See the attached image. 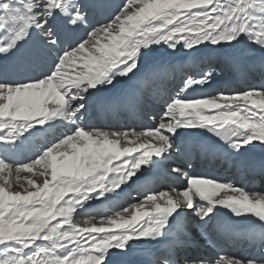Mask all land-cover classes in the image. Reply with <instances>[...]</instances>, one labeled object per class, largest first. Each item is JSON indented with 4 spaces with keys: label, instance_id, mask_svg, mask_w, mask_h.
I'll list each match as a JSON object with an SVG mask.
<instances>
[{
    "label": "snow or ice",
    "instance_id": "obj_1",
    "mask_svg": "<svg viewBox=\"0 0 264 264\" xmlns=\"http://www.w3.org/2000/svg\"><path fill=\"white\" fill-rule=\"evenodd\" d=\"M165 48L202 64L249 49L264 64V0H0V264H109L134 243L157 246L148 264H264V191L181 167L167 170L180 188L142 179L171 160L182 135L209 134L223 155L264 145V85L188 96L212 81L209 68L186 74L159 111L144 110L150 126L89 123L97 95L142 65L145 80L179 71L150 62ZM133 184L134 202H116ZM93 201L115 210L96 212ZM222 210L249 226L221 236L258 254H201L193 229ZM81 213L91 218L77 222Z\"/></svg>",
    "mask_w": 264,
    "mask_h": 264
},
{
    "label": "bare ground",
    "instance_id": "obj_2",
    "mask_svg": "<svg viewBox=\"0 0 264 264\" xmlns=\"http://www.w3.org/2000/svg\"><path fill=\"white\" fill-rule=\"evenodd\" d=\"M95 2L114 3L117 2V0H95ZM104 14H106V10L97 11L95 15L90 14V20H99ZM83 31L84 29L82 28L80 32H76L75 34H82ZM228 51L230 50H218V57L217 55H213V58L210 61L202 64L199 61L193 62L191 56L186 54L183 49L173 52L171 49L165 48L161 53L154 54L153 57L150 58V62L155 61L166 65L171 64L179 66V71L172 72L163 79L145 80L142 76L145 67L142 65L141 72L137 73V75L131 80L118 79L114 86L97 95L95 102L89 108V123L96 126H130L137 129L141 126H150L152 124L150 119L141 116L143 120L140 121L137 117L129 115L127 110L123 107L122 98L125 95L126 90L129 88H136L141 91V98L145 102L146 107H144V105L141 106L139 110L140 115L144 110H147L150 113L159 111L164 100L167 99L169 95H172L179 90L186 74L198 75L202 71L209 70V68L214 73L212 81L203 87L188 91L186 93L188 96L214 94L218 90L227 91L229 89L228 91H231L243 89L249 85L257 87L264 85V64L261 63V53H259V51L253 52L249 49H243L238 51L234 56L226 55L225 53ZM238 67L244 69V78L247 79L246 76L250 74L252 77L259 76V78H262L263 82L242 81L238 83L237 79L240 78V74H238V71L236 70ZM223 84H227L225 88ZM166 86L174 88L173 90L170 89L168 91L169 93H166ZM153 98L157 101V107L148 105ZM191 137L193 136H181L178 141L181 144V148L172 156L171 160L165 163L163 167L164 169L167 168L171 161L179 162L181 165L185 164L184 161L186 158L190 157V153L195 150L194 147L188 148V145L192 142ZM42 142L43 134L30 138V140L26 141L25 145L21 147L18 155L21 159H26L30 155V152H28L29 150L22 151V149L26 146L30 147L33 143L40 144ZM192 159L194 161L192 170L194 169L195 164L203 167L202 170H198L197 166V171L193 174H202L206 169L213 168V171L216 172V177L220 179L232 180L238 186L264 191V145H261L258 142L252 146L246 147L238 155L230 153V166L228 165L227 160H222L221 155H218L213 160H209L207 158L199 159L196 153ZM239 163H243V167L240 170L237 169ZM163 168L160 171L154 170L150 173H146L145 177H142V179L154 181L157 186L167 188L170 185L169 176L171 174L166 175L165 171H162ZM183 169L189 173L191 171V169L188 171V168L184 166ZM164 179L166 182L163 181ZM185 184L186 182L182 181L179 187H183ZM135 187L136 185L133 184L129 188H125L121 193V197L117 198L116 202L125 204V206V202H134L131 199V196L136 195L133 191ZM89 207L96 212L108 214H111V212L115 210L111 208L108 201H93ZM89 218H91L89 215L83 213L75 217L76 221L80 223H83L85 219ZM212 221L206 225L209 229L213 228ZM156 248V245L151 244H131L126 252H114L109 258V264H124V261L134 258L139 252L146 251L149 254H152L155 252ZM199 250L201 254L205 255L203 249L199 248ZM236 253L238 254L239 250H236L235 254Z\"/></svg>",
    "mask_w": 264,
    "mask_h": 264
},
{
    "label": "rangeland",
    "instance_id": "obj_3",
    "mask_svg": "<svg viewBox=\"0 0 264 264\" xmlns=\"http://www.w3.org/2000/svg\"><path fill=\"white\" fill-rule=\"evenodd\" d=\"M91 14V13H90ZM93 15V14H92ZM172 76V75H171ZM223 86H224V88H225V84H223ZM168 89H170V88H168ZM172 89V88H171ZM38 145V144H37ZM29 150V146H26L24 149H22V151H28ZM29 152V151H28ZM189 165L190 166H188V167H191V163H189Z\"/></svg>",
    "mask_w": 264,
    "mask_h": 264
}]
</instances>
